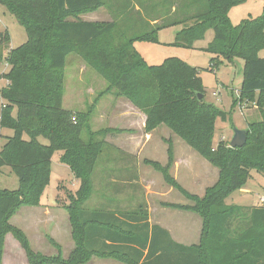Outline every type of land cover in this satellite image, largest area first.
Masks as SVG:
<instances>
[{
  "label": "trees",
  "instance_id": "16d2710c",
  "mask_svg": "<svg viewBox=\"0 0 264 264\" xmlns=\"http://www.w3.org/2000/svg\"><path fill=\"white\" fill-rule=\"evenodd\" d=\"M248 1L0 0L27 33L23 45L6 57L0 55V62L10 66L2 76L8 85L0 90L4 101L0 138L2 130L13 131L11 137H5L0 152V173L9 167L19 180L15 191L0 187V264L9 234L18 241L29 264H88L93 257L123 264H264V206L225 203L246 186L253 171L264 176V59L258 56L264 49V11L238 25L229 16L233 7ZM102 8L110 12L111 22L82 20L81 16ZM172 27H182L174 45L185 48H193L208 31L214 32L205 49L213 56L210 72L224 63L244 61L239 101L255 102L261 120L248 124L243 148L233 149L222 141L214 148L216 123L226 122L228 114L204 102L206 91L199 68L177 57L149 65L136 50L137 42L157 43L159 32ZM0 38L10 41L8 33ZM72 54L103 77L106 92L127 99L146 115L147 133L165 126L219 169L216 184L198 197L170 176L171 144L166 167L146 161L163 173L168 184L195 201L194 206H166L193 211L203 218L198 244H180L166 229L152 225L146 205L129 211L86 208L94 195L93 175L107 146L106 135L123 131H94L91 109L86 113L64 109V71ZM237 103L234 101V107ZM84 132L88 141L82 138ZM40 138L49 145H43ZM58 151L62 152L61 162L80 181L65 207L75 242L68 258L52 239L56 255L35 252L26 233L11 224L19 209L40 206Z\"/></svg>",
  "mask_w": 264,
  "mask_h": 264
},
{
  "label": "rangeland",
  "instance_id": "374dc122",
  "mask_svg": "<svg viewBox=\"0 0 264 264\" xmlns=\"http://www.w3.org/2000/svg\"><path fill=\"white\" fill-rule=\"evenodd\" d=\"M263 11L264 0H249L248 2L235 6L230 10L231 22L234 25H238L243 19L248 18L249 15L253 17L260 16L263 14ZM98 16H100V20H105L108 22H111L113 20L108 10L106 12L102 10L98 14ZM179 29V27H172L162 30L159 33V42L157 43L146 41L139 42L138 45L140 47L139 49L141 50L140 53L150 64H161L167 58L177 57L187 61L191 64V66L197 67L201 70L200 76L206 91L204 102L207 104H212L221 111H224L228 114V119L226 122L218 120V122L216 123L214 148L217 147V144L220 141L230 145V142L234 137L235 129L243 130L247 127V124L261 120L259 110H254V107H257V104L255 102H248L246 100L239 101V96L235 97V94L233 96L231 94L232 90L239 89L241 87L243 81L242 69L244 66V61L241 59H237L233 66L222 65L215 72H210L208 70V67L211 61V55L205 49L214 38L213 31H208L204 40L196 42L193 48H185L174 45L175 37ZM6 33L9 34L10 41H5L0 38V55L4 57L8 55L10 50L20 47L27 41V33L25 29L17 22L16 18L12 14H10L7 8L0 2V34L4 35ZM258 56L264 58V49L259 52ZM9 70L10 66L6 63V61L0 62V80H2V82L0 83V90L8 85V82L3 79L2 76L5 73H8ZM64 74V109L73 112L84 113L88 112L89 109H91L92 117L90 121L92 129L94 131L110 129L109 127L113 125V122L110 119H112L113 116H118L121 109H125V106L123 105V103H120L119 100V98L122 97H117L113 91L106 92L108 84L103 79V77L99 75L96 70L89 67L78 55L72 54L68 57ZM223 85L227 86L228 88L230 87V89L232 90L228 91L226 87H222ZM219 88L221 93L220 96L217 97L214 95V93L217 92ZM233 98L236 99L233 100ZM234 101H238L235 107ZM246 105L248 106L245 110L244 107ZM250 108H253V110H250ZM114 124L120 126L122 123L121 121H117ZM168 131L170 130L168 129ZM12 135L13 131L9 129L2 130V137L0 138V152L6 143L5 137H11ZM24 138L28 140V137L26 135L24 136ZM82 138L85 141H88L89 136L87 132L83 133ZM175 138L180 139L178 136H176ZM40 142L43 145H49V141L45 138H40ZM192 151L196 156H193L196 158V160L193 159L192 161L193 167L195 169V171H192V176L188 177L186 173V176L184 177V173L182 172L179 180L178 178L176 179L173 176L175 166L174 153L173 163L169 174L182 187V189H187L193 195L203 197L206 190L214 186L213 182L215 183L217 180L216 174L213 177L212 174L214 172H206V169L210 168V170L212 169V171L214 170L217 172H219V169L210 164L198 152L193 149ZM61 156L62 152L59 151L54 154V157L51 161L50 183L45 189L40 202V206L49 208L52 214L47 217L45 216V213L43 211L37 210L36 207H23L19 209L15 216L11 219L12 225L23 230L24 233H26L34 251L46 256H52L49 255V252L52 251L53 248H55L51 245L50 239H58L57 241L61 243L64 248L68 243L67 241H71L72 244H75V242H73L74 240H72L71 238L69 239L68 237V234L71 231V223L70 215L65 210V207L70 205L69 197L79 189V182L75 179L70 168L61 162ZM105 156L103 154V156L100 158L101 160L93 175L94 196L103 193L101 187L102 180H99L98 177L102 175V170H104V165L102 163H105ZM142 156L145 158V156H147V153ZM143 157H140V159H143ZM154 162L160 164L162 167H166L169 162V152L168 160L166 162ZM201 164L202 166H200ZM145 169L146 172L144 173V175L146 177H149V179H151L153 178L152 173H154V175H157V178L155 177L157 181H159L160 183L165 182L164 184H166L167 187L174 189V196H171L169 198L171 202L174 201L176 205L183 207L195 205V201L191 199L186 200L178 189L168 184L165 181L163 173L156 170L151 165L150 167ZM252 175L254 179H250L248 188H250L253 193L249 195L248 200H251L252 204L257 203L258 206H261V202L259 201V199L261 198V196H264V176L257 173L256 171H253ZM206 176H208L207 179ZM146 177L145 180L149 181L148 179H146ZM182 181H184V183ZM144 186L145 187H139L136 190L135 188L127 186V190L130 193L129 195H131L132 192L134 193V200L132 201L134 207L145 203V201H143L142 199L144 197L143 195L147 193L146 184H144ZM0 187L2 189H7L10 191H15L19 187V180L9 167H4L2 169V172L0 173ZM246 201L244 200V197L238 196L237 191L233 193L225 201V203L227 205H237ZM102 203V201H96L92 198V200L87 202L86 208L95 209ZM177 210L178 211H169V213H176L178 215L176 216L175 221H171L170 223V220L168 219V217H165V215L159 216L160 220L168 222L172 226H175L177 230H179V232L174 235L175 238L185 240L188 235H194V241L198 240V242H200L202 239V228L204 224L203 218L193 211L184 209ZM185 212H187V214H192V226H188L187 223H185ZM179 220H182V222L178 223ZM190 227L192 228L189 229V231H184L185 229H188ZM69 244L70 242L68 243V245ZM4 260L5 262H3V264H28L24 251L21 249L18 241L11 234L6 237Z\"/></svg>",
  "mask_w": 264,
  "mask_h": 264
},
{
  "label": "crops",
  "instance_id": "0c3cea01",
  "mask_svg": "<svg viewBox=\"0 0 264 264\" xmlns=\"http://www.w3.org/2000/svg\"><path fill=\"white\" fill-rule=\"evenodd\" d=\"M102 10H104L105 12L107 11L106 8H102L98 10L97 12L83 15L81 16V18L82 20L87 21V22H108V21L99 19L100 16H98V14ZM229 16H230V13H229ZM249 17H253V16L249 15ZM179 28H180L179 29L180 31L182 27H179ZM138 43L139 42L135 44V47H136V50L140 53L141 50L139 49L140 47ZM212 57L213 56L211 55V58ZM234 63H231V64L224 63L223 66L224 65L233 66ZM148 64L149 65H160V64H150V63ZM188 64L191 65L190 63ZM242 70L244 71V66ZM1 82L2 80H0V83ZM222 87H226L228 91L232 90L230 89V87L228 88L227 86H224V85ZM240 89L241 87L239 89L232 90L231 91L232 96L235 94V97H238L240 93ZM220 93L221 92L219 88L217 92L214 93V95L218 97L220 96ZM114 99H117V98H114ZM235 99L236 98H233V100ZM119 100H120V103H123V105L125 106V109H121L118 116H113L112 119H110L113 122V125H111L109 128L114 129V130H122L123 132L108 133L106 135L105 141L107 143V146L105 147V150H104V156L105 155L106 156H105V163L104 162L102 163L104 165V168H103L104 170H102L103 172H102V175L100 176L101 178L98 177L99 180H102L101 187H102L103 193L95 195V196L93 195L92 197L96 201L99 200L103 202L101 205H98L97 208L105 207L106 209H109L112 211L134 210L138 208L139 205L136 207L133 206L132 201L134 200V193L132 192V194L129 195L130 193L127 190L128 189L127 186L131 188H135L136 190L139 187H145L144 184H146L147 193L143 195L144 197L142 199L143 201H145V203L140 204V205H146L148 214H149V222L152 225H159L162 228L166 229L171 234L172 238L180 244H183L186 246L198 244L199 243L198 240L194 241L195 240L194 235L193 236L188 235L185 238V240L180 239V238H175L174 235L177 232H179V230H177L175 226H172L168 222L160 220L159 216L165 215V217H168L171 223V221H175L176 216H178L176 213H169L170 210L178 211L177 209L166 206L167 204L176 205L174 201L171 202L169 200L171 196H174L175 191L173 188L167 187L166 184H164L165 182L160 183L159 181H157L156 180L157 175H154V173H152L153 178L151 179H149V177H146L144 175V173L146 172L145 168L150 167V165H148L146 161L166 162L168 160L169 144H172V149H173V153L175 156V166H174L173 176L176 179L178 178V180L181 177V172L184 173V177L186 176V173L188 177L192 176V171H195L192 161L193 159L196 160L195 158L196 156L194 155L192 149L183 140L181 141V139H176L175 138L176 135H174L171 131H168V128L165 126H161L151 133H147L145 130L146 121H147L146 115L143 112H141L139 109H137L131 102L127 101V99L119 98ZM3 103L4 101L1 100V105ZM247 106L248 105L244 107L245 110ZM255 109L258 110L257 107H254V110ZM250 110H253V108H250ZM117 121H121L122 124L120 126L115 125L114 123ZM247 127H248V124H247ZM247 127L244 128L243 130H246ZM145 153H147V156H145L144 158L142 155H144ZM140 157H143V159H140ZM200 166H202V164ZM206 170H207L206 172H209V173L214 172L212 174L213 177L216 174V179H217L216 182H217L218 177H219V172L214 171V170L212 171V169L210 170V168ZM145 177L149 181H146ZM207 177L208 176H206V179ZM252 179H254V177L251 173V180ZM249 181L244 188L238 191V196L244 197V200L245 201L247 200V201L241 204H237V206H242V207L258 206L257 203L252 204V201L248 200L249 195L253 193V191L250 188H248ZM78 182H79V187H80V181ZM182 182L184 183V181ZM215 183L213 182V184ZM154 188H155V191H154ZM77 191H75V193ZM188 193L193 195L189 191ZM183 197L186 200H188L184 195ZM263 197L264 196H261V198ZM232 205H236V204H232ZM261 206H264V205H261ZM36 208L37 210L43 211L45 213V216L47 217H49L52 214L49 208H44L41 206L36 207ZM171 214H174V215H171ZM184 214L186 216V219L184 220L185 223H187L188 226L189 225L192 226L191 225L192 214L191 213L187 214V212H185ZM180 222H182V220H179L178 223ZM191 228L192 227L185 229L184 231L187 232ZM68 237L69 239L70 238L72 239V228L68 234ZM53 240L56 241V243H58L61 246L63 257L68 258L70 253L74 250L75 244H72L71 241H67L68 243L70 242V244L68 245L67 243V245L64 248L63 245L57 241L58 239L56 240L55 238H53ZM4 253H5V249H4ZM57 253L58 252L56 251V249L53 248L52 251L49 252V255H55ZM25 257H26V254H25ZM26 261H27V258H26ZM3 262H5L4 256H3ZM88 264H123V263L115 259H111V258L93 257Z\"/></svg>",
  "mask_w": 264,
  "mask_h": 264
},
{
  "label": "water",
  "instance_id": "95a60500",
  "mask_svg": "<svg viewBox=\"0 0 264 264\" xmlns=\"http://www.w3.org/2000/svg\"><path fill=\"white\" fill-rule=\"evenodd\" d=\"M203 99V95H199V100ZM247 132L246 130L235 129L234 137L230 142V147L233 149L243 148L247 143Z\"/></svg>",
  "mask_w": 264,
  "mask_h": 264
},
{
  "label": "built area",
  "instance_id": "2783aa9c",
  "mask_svg": "<svg viewBox=\"0 0 264 264\" xmlns=\"http://www.w3.org/2000/svg\"><path fill=\"white\" fill-rule=\"evenodd\" d=\"M260 202H261V205H264V197L260 199Z\"/></svg>",
  "mask_w": 264,
  "mask_h": 264
}]
</instances>
